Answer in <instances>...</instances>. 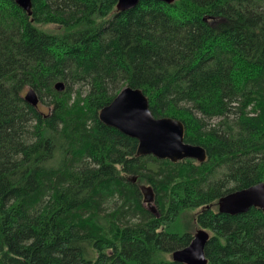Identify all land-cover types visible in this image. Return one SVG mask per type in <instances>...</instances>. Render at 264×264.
Returning <instances> with one entry per match:
<instances>
[{
	"label": "trees",
	"instance_id": "1",
	"mask_svg": "<svg viewBox=\"0 0 264 264\" xmlns=\"http://www.w3.org/2000/svg\"><path fill=\"white\" fill-rule=\"evenodd\" d=\"M117 5L0 0V264H181L198 230L208 264H264V212L218 209L264 183V0ZM125 87L207 162L137 157L99 118Z\"/></svg>",
	"mask_w": 264,
	"mask_h": 264
},
{
	"label": "water",
	"instance_id": "2",
	"mask_svg": "<svg viewBox=\"0 0 264 264\" xmlns=\"http://www.w3.org/2000/svg\"><path fill=\"white\" fill-rule=\"evenodd\" d=\"M29 16L32 15L33 0H14ZM144 0H118L117 10L126 12L134 9ZM167 5L177 0H153ZM25 101L34 108L39 107V97L34 90L27 92ZM100 121L124 135L138 141L137 157L153 156L159 160L178 163L187 159L201 164L207 162L204 147L185 142L186 128L183 122L170 118H156L148 97L140 89L125 87L115 99L99 113ZM136 178L133 182H136ZM144 205L157 214L155 194L150 186L141 185ZM252 208L264 212V183L231 192L222 197L218 204L219 213L238 216ZM210 236L205 230H198L192 242L184 249L173 253V261L181 264H208L205 247Z\"/></svg>",
	"mask_w": 264,
	"mask_h": 264
},
{
	"label": "rangeland",
	"instance_id": "3",
	"mask_svg": "<svg viewBox=\"0 0 264 264\" xmlns=\"http://www.w3.org/2000/svg\"><path fill=\"white\" fill-rule=\"evenodd\" d=\"M217 121H218V120H214V121H212L211 123H212V124H215V123H217ZM156 209H157V208H156Z\"/></svg>",
	"mask_w": 264,
	"mask_h": 264
}]
</instances>
